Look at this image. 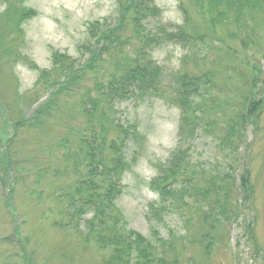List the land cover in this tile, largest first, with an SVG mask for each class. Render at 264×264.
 Wrapping results in <instances>:
<instances>
[{"label":"rangeland","instance_id":"obj_1","mask_svg":"<svg viewBox=\"0 0 264 264\" xmlns=\"http://www.w3.org/2000/svg\"><path fill=\"white\" fill-rule=\"evenodd\" d=\"M117 1L0 0V139L9 137L13 119L30 112L33 86L38 78L36 68L50 69L52 52L78 59L77 46L86 39L87 24L115 16ZM154 2L162 11L156 21L184 24L204 35L191 48L169 43L152 50V58L164 70L165 88L171 89L172 74L176 71H209L210 99H206V104L210 106L214 100L211 106L217 118L211 125L212 133L202 130L196 140L193 162L197 187L188 194V205L174 209L157 225L147 219V205L156 199L148 182L156 166L165 161L176 144L179 110L168 92L140 101L127 100L115 107L111 116L124 127L132 124L136 130L123 149L126 168L120 175L122 190L115 201L118 218L127 229L141 233L153 243L156 238L153 230H157V236L163 238L158 252L166 264H264V6L242 8L238 23L228 13L210 27L208 16L202 18L192 0ZM14 6L37 12L20 24L18 30L10 13ZM5 11L9 13L4 16ZM232 33H237L244 44ZM255 75L259 78L252 86ZM43 94L40 90L37 95L40 98L32 108L47 97ZM247 94L261 99L262 104L253 124L242 133L236 154H232L226 145L220 146V139L230 117L228 107ZM76 100L77 97L72 98ZM52 130L61 134L64 128L55 124ZM108 131L117 133L111 127ZM50 141V133L26 131L18 139L22 148L17 150L18 144L16 148L13 146L12 159L23 162L37 148L39 152L38 146ZM23 166L27 169L31 164L22 163L20 167ZM9 170L0 171V264H106L109 251L100 248L92 238L85 240L73 229H60L52 224L59 220L55 214L59 203L53 198L58 197L60 190L71 187L81 173L74 161H52L42 184L49 198L41 203L36 194L29 195L38 189L33 184L34 178L27 175L23 182L24 172H17V178ZM244 170L252 186L250 198L239 186V176ZM6 178H16L14 190H10ZM218 205L223 214L216 223L214 243L205 247L201 241L206 230L203 217L211 206L219 212ZM10 206L15 210L10 211L12 214ZM47 208L54 213H46ZM249 222L253 223L260 247L258 257L246 234Z\"/></svg>","mask_w":264,"mask_h":264},{"label":"trees","instance_id":"obj_2","mask_svg":"<svg viewBox=\"0 0 264 264\" xmlns=\"http://www.w3.org/2000/svg\"><path fill=\"white\" fill-rule=\"evenodd\" d=\"M192 1L202 18L208 16L210 27L228 13H232L234 22L238 23V13L242 8L264 6V0ZM6 9L9 11L11 5ZM18 9L14 6V13L10 12L17 23V30L20 24L37 13L33 8ZM8 13L5 11L3 15ZM161 13L154 0H118L115 16L89 22L85 30L86 39L77 46L80 51L78 59L52 52V67L36 68L38 78L33 86L32 104L39 100L40 90L47 97L33 108L31 104L27 115L13 119L9 137L0 139V171L8 173L6 170L10 169L13 177L18 176L17 172H24L23 182L25 176H32L38 189L29 195L36 194L38 203L49 198L42 184L54 159L72 160L80 167L81 173L73 185L60 190L58 197L53 198L59 203L55 211L59 220L52 224L60 229H73L85 240L92 238L100 248L109 251L106 264H166L158 252L163 238L157 236V230H153L156 237L153 243L141 233L127 229L118 218L115 201L122 190L120 175L126 168L123 149L136 130L132 124L124 127L117 122L111 112L127 100L140 101L147 96H164L167 92L179 110L176 144L165 161L156 166V172L148 182V188L156 194V199L147 205V219L157 225H161L165 216L174 209L188 205L187 196L197 187L193 162L196 140L202 130L212 133L211 125L217 118L211 106L214 100L210 106L206 104V99H210L209 71H176L172 74L171 89L165 88L164 70L152 58V50L169 43L191 48L204 35L184 24L156 21ZM231 35L239 37L237 33ZM239 39L244 44V40ZM258 78L256 75L253 77L252 86ZM250 95L228 107L230 117L220 146L226 145L232 154H236L242 133L253 124L262 104L261 99ZM69 97L70 100L67 99ZM74 97H77L76 101H72ZM55 124L64 128L61 134L53 132ZM109 127L117 132L116 135L109 133ZM26 131L50 133L52 141L45 145L39 143V152L37 148L23 162L13 160L12 148ZM17 146V150L22 148L19 144ZM22 163H30L31 166L27 169L20 167ZM55 171L53 169L52 173ZM6 180L10 190H14L16 178ZM239 186L249 197L252 186L246 170L239 176ZM11 207L9 214L15 211ZM218 211L211 206L203 217L206 230L201 241L205 247L214 243L216 223L223 214L220 206ZM46 213L54 212L47 208ZM245 228L254 255L258 257L260 247L253 223H247Z\"/></svg>","mask_w":264,"mask_h":264}]
</instances>
